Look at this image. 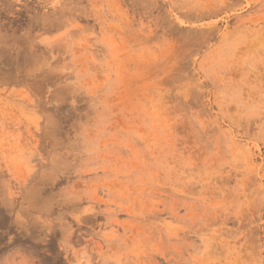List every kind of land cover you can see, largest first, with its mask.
<instances>
[{"label": "rangeland", "instance_id": "obj_1", "mask_svg": "<svg viewBox=\"0 0 264 264\" xmlns=\"http://www.w3.org/2000/svg\"><path fill=\"white\" fill-rule=\"evenodd\" d=\"M0 264H264V0H0Z\"/></svg>", "mask_w": 264, "mask_h": 264}]
</instances>
